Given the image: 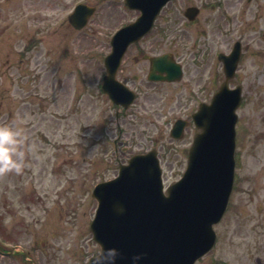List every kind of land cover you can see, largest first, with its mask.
<instances>
[{
  "label": "rangeland",
  "instance_id": "1",
  "mask_svg": "<svg viewBox=\"0 0 264 264\" xmlns=\"http://www.w3.org/2000/svg\"><path fill=\"white\" fill-rule=\"evenodd\" d=\"M79 3L95 6L96 13L76 31L67 15ZM200 3L212 19L199 26L208 32V50L217 38L224 53L237 40L246 45L230 85L242 86L236 112L245 131L237 140L242 174L249 172L257 184L239 180L217 228L223 239L198 264H264V0ZM135 15L122 0H0V126L19 133L13 157L23 161L20 171L0 172V264H88L99 251L89 230L95 184L116 175L117 164L132 153L158 150L162 140L165 148L183 147L169 142L171 125L154 116L160 110H131L116 120L97 91L110 38ZM130 143L131 152L123 153ZM164 153L170 158L164 162L167 186L183 164H172Z\"/></svg>",
  "mask_w": 264,
  "mask_h": 264
},
{
  "label": "water",
  "instance_id": "2",
  "mask_svg": "<svg viewBox=\"0 0 264 264\" xmlns=\"http://www.w3.org/2000/svg\"><path fill=\"white\" fill-rule=\"evenodd\" d=\"M166 1L126 0L130 8L143 14L114 36L113 54L105 59L107 69L115 70L127 45L147 32ZM92 12V8L79 6L69 21L81 28ZM128 30L132 32L127 34ZM221 58L228 79L235 70L238 51ZM111 60L117 63L114 67ZM113 74L105 78L104 91L114 83ZM239 94L240 88L228 91L224 83L208 109L216 112L213 121L207 124V112L196 117V124L205 132L191 152L185 178L169 189V197L162 195L153 155L132 158L128 166L121 167L116 180L95 188L99 207L90 228L101 255L90 264H193L208 252L214 240L211 225L220 219L230 191Z\"/></svg>",
  "mask_w": 264,
  "mask_h": 264
},
{
  "label": "flooded vegetation",
  "instance_id": "3",
  "mask_svg": "<svg viewBox=\"0 0 264 264\" xmlns=\"http://www.w3.org/2000/svg\"><path fill=\"white\" fill-rule=\"evenodd\" d=\"M187 1L175 0L165 6L152 30L139 42L131 44L123 56L116 78L134 92L135 101H142L139 104L140 108L146 107L144 101L147 102V107H154L151 102H156L157 106L165 107L164 111L170 110V113L187 117L192 113L195 104L208 100L209 81L218 79L220 71L223 74L222 70H215L213 61L209 76V50L207 49L209 43L206 38L200 39L195 36L192 41L184 40L188 33L187 29L190 25L197 24L202 11V7H199L196 20L186 21L184 10L189 7L185 5ZM177 14H180L179 19ZM219 46L220 43L217 41L216 45L210 48L211 58L214 51H218ZM163 54L168 55L169 59L180 68L181 76L178 81L149 80L151 72L149 58ZM154 75L160 74L155 72ZM164 76L165 74H162V77ZM170 100L173 101L168 104ZM183 119L185 120V137V133H189L190 122L187 118Z\"/></svg>",
  "mask_w": 264,
  "mask_h": 264
},
{
  "label": "clouds",
  "instance_id": "4",
  "mask_svg": "<svg viewBox=\"0 0 264 264\" xmlns=\"http://www.w3.org/2000/svg\"><path fill=\"white\" fill-rule=\"evenodd\" d=\"M18 135L11 127L0 126V172L11 169L20 171L22 168V159L13 157V153L17 152L15 145L19 143L16 138Z\"/></svg>",
  "mask_w": 264,
  "mask_h": 264
}]
</instances>
